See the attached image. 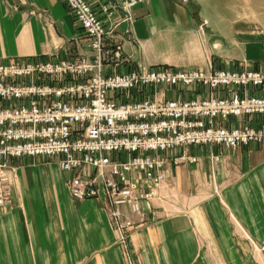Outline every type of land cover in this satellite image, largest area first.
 I'll return each instance as SVG.
<instances>
[{
    "label": "crops",
    "instance_id": "1",
    "mask_svg": "<svg viewBox=\"0 0 264 264\" xmlns=\"http://www.w3.org/2000/svg\"><path fill=\"white\" fill-rule=\"evenodd\" d=\"M111 22L112 40L137 67L264 72V0H150L131 21L117 13ZM82 42L63 0H0V60L91 56ZM182 152H169L162 198L144 204L149 222L125 244L101 197L71 195L73 173L57 159L16 160L0 264H264V141L192 146L198 162L174 163Z\"/></svg>",
    "mask_w": 264,
    "mask_h": 264
},
{
    "label": "built area",
    "instance_id": "2",
    "mask_svg": "<svg viewBox=\"0 0 264 264\" xmlns=\"http://www.w3.org/2000/svg\"><path fill=\"white\" fill-rule=\"evenodd\" d=\"M149 1L63 0L91 56L0 60V215L11 202L16 160L57 159L73 173L71 195L101 197L125 244L149 222L144 204L162 198L170 151H183L176 164L196 163L189 147L264 141L260 68L137 67L123 55L111 21L117 13L131 21Z\"/></svg>",
    "mask_w": 264,
    "mask_h": 264
},
{
    "label": "rangeland",
    "instance_id": "3",
    "mask_svg": "<svg viewBox=\"0 0 264 264\" xmlns=\"http://www.w3.org/2000/svg\"><path fill=\"white\" fill-rule=\"evenodd\" d=\"M126 157V155H124ZM181 163V162H180Z\"/></svg>",
    "mask_w": 264,
    "mask_h": 264
}]
</instances>
